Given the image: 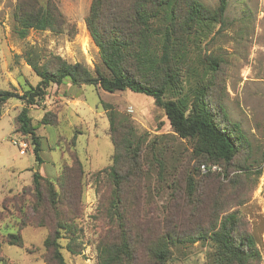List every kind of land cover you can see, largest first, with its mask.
Listing matches in <instances>:
<instances>
[{
    "label": "rangeland",
    "instance_id": "rangeland-1",
    "mask_svg": "<svg viewBox=\"0 0 264 264\" xmlns=\"http://www.w3.org/2000/svg\"><path fill=\"white\" fill-rule=\"evenodd\" d=\"M51 1L62 14L60 26L30 28L20 39L12 31L17 0H0L1 90L23 93L39 82L28 59L44 64L60 58L82 63L91 72L96 66L103 69L85 24L92 0ZM199 1L210 10L220 3ZM225 2L220 18L189 35L190 58L180 67L178 78L183 93L202 87L217 119L225 125L237 124L243 137L232 162L206 164L219 169L200 174L191 141L173 132L164 109L152 97L129 90L107 92L93 84L73 85L66 79L48 84L43 98L27 105L41 146L38 164L30 137L17 131L16 116L26 104L10 98L0 113V264H52L44 240L54 235L59 214L72 230L59 239L65 262L97 264L99 239L115 234L109 205L114 146L105 104L125 123L113 131L116 140L131 128L134 138L143 135L161 143L157 145L161 150L152 149L156 154L166 151L161 153L167 164L163 180L150 147L139 155L140 177L135 182L139 199L134 202L136 209L127 214L128 228L136 232L144 217L158 222L168 209L167 230L194 235L211 227L216 218L234 213L238 232L253 236L264 264V174L259 173L264 157V0ZM35 171L43 177L39 201L33 192ZM48 180L56 193L53 202ZM139 229L143 246L161 231L147 228L150 233L142 225ZM6 233L19 234L22 245L8 244ZM209 250L207 243L196 241L174 251L167 264H208ZM143 251L138 247V264H149Z\"/></svg>",
    "mask_w": 264,
    "mask_h": 264
},
{
    "label": "trees",
    "instance_id": "trees-1",
    "mask_svg": "<svg viewBox=\"0 0 264 264\" xmlns=\"http://www.w3.org/2000/svg\"><path fill=\"white\" fill-rule=\"evenodd\" d=\"M225 7V0H220L215 10L208 9L199 0H92L85 24L98 48L103 69L96 66L91 72L82 63L69 64L60 58L55 62L49 60L54 66L51 69L49 62L39 64L28 59L27 63L40 78L39 82L23 93L0 89V113L1 105L6 100H23L26 105L16 116L17 131L30 137L34 159L40 164V141L31 124L27 105L36 104L42 99L48 84H59L67 79L73 85L93 84L107 92L129 90L152 97L154 103L164 109L173 132L179 138L191 141L192 151L200 162L197 167L200 174L212 172H201L199 166L202 163L229 165L243 137L237 131V124L225 125L217 119L206 103V92L202 87L183 93L178 78L180 67L190 58L189 35L198 32V26L220 18ZM62 21L61 12L51 0H45L44 3L39 0H17L12 31L22 39L30 28L56 29ZM105 105L114 146L109 167L114 190L109 205L111 217L115 221L112 229L115 234L112 238L104 234L99 239L96 247L97 264H138V247L143 248V257L149 264H167L174 251L179 252L180 247L196 241L210 246L208 264H260L262 257L253 236L238 232V218L234 213L216 218L211 227L194 235L168 231L167 222L171 217L168 209L163 212L165 215L162 214V218L156 219L158 222L144 217L145 222L140 224L141 221H138L139 225L161 231L153 233L152 239H147L143 246L139 225L136 232L127 226V214L132 212L139 199L135 183L141 170L138 158L149 146L159 180H163L167 164L161 153L166 151L156 154L152 149L161 143L146 140L142 138L143 135L134 138L131 128H128L127 135L116 140L113 131H117L121 125L125 127V123L116 110L109 104ZM259 173L264 174V157ZM42 179L38 171L33 172V192L37 201L42 194ZM47 183L52 189L53 202L56 193L50 180ZM55 207L57 209V205ZM58 218L54 235L47 237L44 245L52 252L53 263L67 264L60 252L59 239L63 232L72 230L64 216L59 214ZM151 221L154 222L151 224ZM137 232L138 235H135ZM5 236L8 244L22 245L19 234L6 233Z\"/></svg>",
    "mask_w": 264,
    "mask_h": 264
},
{
    "label": "built area",
    "instance_id": "built-area-1",
    "mask_svg": "<svg viewBox=\"0 0 264 264\" xmlns=\"http://www.w3.org/2000/svg\"><path fill=\"white\" fill-rule=\"evenodd\" d=\"M21 147L25 148L26 147V143H20ZM201 172H208V171H216L219 168L216 165H206L204 163L200 164L199 166Z\"/></svg>",
    "mask_w": 264,
    "mask_h": 264
}]
</instances>
